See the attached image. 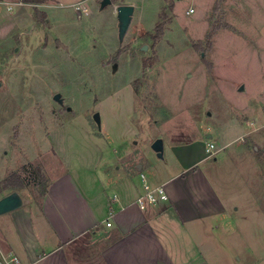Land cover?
I'll use <instances>...</instances> for the list:
<instances>
[{
  "label": "rangeland",
  "instance_id": "1",
  "mask_svg": "<svg viewBox=\"0 0 264 264\" xmlns=\"http://www.w3.org/2000/svg\"><path fill=\"white\" fill-rule=\"evenodd\" d=\"M77 1L0 0V187L20 178L0 197L18 191L25 207L38 203L51 175L53 191L102 210L108 179L133 164L170 177L189 170L240 210L219 231L201 221L200 263L264 264V0H88L81 19ZM119 4L135 7L123 41ZM129 175L140 183L138 170ZM179 237L165 240L180 247ZM88 239L77 257L90 261ZM123 255L110 264H135Z\"/></svg>",
  "mask_w": 264,
  "mask_h": 264
},
{
  "label": "crops",
  "instance_id": "2",
  "mask_svg": "<svg viewBox=\"0 0 264 264\" xmlns=\"http://www.w3.org/2000/svg\"><path fill=\"white\" fill-rule=\"evenodd\" d=\"M70 16L74 17L72 12ZM82 16L77 15V18ZM250 123L254 125L252 120ZM255 130L237 137L245 139ZM243 148L247 149L245 144ZM133 165L135 168L127 167L122 175L108 179L102 191V210H97L91 201L73 190L53 191L56 180L50 175L48 188L38 203H30L26 207L24 203L23 207L0 215V251L16 253L24 264H110L125 260L127 257L123 252L128 249V259L135 264H159V260H162L160 264H201L200 243L196 241L197 233L200 237L201 221H212V230L229 228V221L237 218L235 215L240 213L239 208L230 206L223 199V193L218 192L205 177L204 185H195L192 171L170 177L167 172L163 173L164 170L156 173L144 170L142 163ZM135 169L140 174L144 173L151 185L164 184L169 202L144 210L132 206L144 192L142 180L138 183L129 175ZM107 187H113L112 197L105 196ZM107 221L111 222L110 226ZM175 228L178 234L173 232ZM180 231L181 245L175 247L166 236L180 239ZM87 233L91 234V240L83 242L82 247H88L91 256L95 255L90 261L77 257L79 240ZM151 235L157 238L161 253L154 250ZM184 235L186 239H183ZM187 240L189 242L185 244ZM118 246L121 249H116ZM181 251L185 254L182 260L175 257ZM116 252L118 258H115Z\"/></svg>",
  "mask_w": 264,
  "mask_h": 264
},
{
  "label": "water",
  "instance_id": "3",
  "mask_svg": "<svg viewBox=\"0 0 264 264\" xmlns=\"http://www.w3.org/2000/svg\"><path fill=\"white\" fill-rule=\"evenodd\" d=\"M113 3L112 0H102L100 3L101 8H104ZM135 7L132 4H119L117 6V18H118V36L120 41H123L133 20ZM146 49V45L144 46ZM117 65H115L116 68ZM240 90L244 89L242 85ZM54 99L59 103H63L61 93H56ZM94 120L96 121L99 128H101V118L99 112H95ZM152 149L156 152L159 158L164 157V143L163 139L157 138L152 143ZM24 205V199L18 191H12L0 198V215L5 214L16 209L21 208Z\"/></svg>",
  "mask_w": 264,
  "mask_h": 264
},
{
  "label": "built area",
  "instance_id": "4",
  "mask_svg": "<svg viewBox=\"0 0 264 264\" xmlns=\"http://www.w3.org/2000/svg\"><path fill=\"white\" fill-rule=\"evenodd\" d=\"M87 0H81L73 5L74 13L81 16L83 13H87L88 9L82 4ZM22 3V2H20ZM9 4V3H8ZM213 144L209 145V148H213ZM141 180L144 186V192L136 199L137 205L140 209H147L149 207H156L169 202V194L164 184L151 185L147 181V176L144 173L140 174ZM107 225L110 226L111 222L107 221ZM0 264H24L19 255L14 252H2L0 251Z\"/></svg>",
  "mask_w": 264,
  "mask_h": 264
},
{
  "label": "trees",
  "instance_id": "5",
  "mask_svg": "<svg viewBox=\"0 0 264 264\" xmlns=\"http://www.w3.org/2000/svg\"><path fill=\"white\" fill-rule=\"evenodd\" d=\"M25 2H35V3H42L43 2V0H24ZM166 1H169V0H166ZM171 7H173V4H171L170 5ZM165 10V9H164ZM164 10H162L163 12H164ZM38 12V15H39V18L40 19H43L44 18V16H43V13H39V11H37ZM160 25H162V23L160 24L159 23V26ZM162 27V26H161ZM35 173H36V175L40 178V177H43L42 176V174H41V170L40 169H35ZM20 179L19 178V176L18 175H16V176H13V177H11V179H5L4 181H3V185L0 187V193L2 192V191H4L5 189H8L9 187H11L12 186V183H13V181H14V179ZM43 187H44V193L46 192V190H47V188H48V183H44V185H43ZM3 197V196H2ZM1 198V197H0Z\"/></svg>",
  "mask_w": 264,
  "mask_h": 264
}]
</instances>
